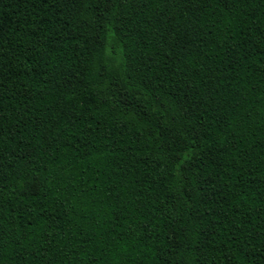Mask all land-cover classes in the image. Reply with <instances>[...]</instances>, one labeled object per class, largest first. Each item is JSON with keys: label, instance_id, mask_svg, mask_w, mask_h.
Returning <instances> with one entry per match:
<instances>
[{"label": "trees", "instance_id": "trees-1", "mask_svg": "<svg viewBox=\"0 0 264 264\" xmlns=\"http://www.w3.org/2000/svg\"><path fill=\"white\" fill-rule=\"evenodd\" d=\"M0 264H264V0H0Z\"/></svg>", "mask_w": 264, "mask_h": 264}]
</instances>
